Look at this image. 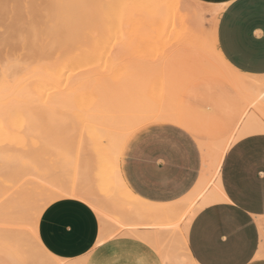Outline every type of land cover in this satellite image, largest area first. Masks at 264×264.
I'll return each mask as SVG.
<instances>
[{
  "label": "rangeland",
  "instance_id": "1",
  "mask_svg": "<svg viewBox=\"0 0 264 264\" xmlns=\"http://www.w3.org/2000/svg\"><path fill=\"white\" fill-rule=\"evenodd\" d=\"M6 1L7 2H5V0H0L1 6H4V4H5V8H6V9L4 8L3 13L0 12V15L3 16V17H0V38H1L0 39V64L3 67L4 66L6 67V70H7L6 73H8L7 77L3 78L2 74H1L3 67L0 65L2 68V69L0 68V70H1L0 71V77H1L0 80L3 79L0 81V109H1L0 113L2 112L0 114L1 115L0 116V118H1L0 122H2L3 119L5 121V122L3 121L2 123H0V151L4 149V151L6 150V151L12 153L13 155H15L16 157H18V159H19L18 163H17L18 166H17V169L15 168V171L16 170L21 171L22 169H24V167H27L29 165H34V166H37V168L39 167L38 169L44 168V169L48 170L51 175L60 174V176H64L65 178H71L72 177L71 170L67 169L66 171H64V170L60 171V167H58V163L56 160V158H57L56 154L58 151H60V149H62V147L64 145H67L66 147L69 146V148H68L69 153L71 155H73L72 153H75V152H72L73 148L71 147L72 146L71 144L73 142L77 143L78 139L82 140L81 139V137H82L83 142L81 141V143L86 145V146H83L84 149L86 148V151L83 149L84 151L82 150L83 152L82 151H80V152L82 154H84V152H85L86 155L84 154V156H87L88 155L87 152L88 153L90 152L92 154V156L94 157V159L90 160L88 158V156L84 157V158L82 157L83 156L82 154H80V156H79V159H80L79 161L82 160L80 162V164L84 163V164L88 165V173H89V171L91 173V174L89 173L91 184L93 183L94 187L99 189L100 186L102 187V185L99 186L101 178H103L105 176L108 179H112L113 178L112 177V175H113L112 170L114 168V164H113L114 162H112V161H114V159H113L114 156H113V153L111 150L112 148L110 149L111 145L109 144V141H108V135L106 132H103L104 137L102 140L104 142L102 141V143H101V142L97 141L98 142L97 143L95 141L96 142L95 143L92 140L91 134H90L92 132V131H90V128L95 126L94 124H96L93 119L96 118L95 121L98 120V118H97L98 116H96V113L94 114V112H97L96 109L99 108L100 104H101V102H99L100 101L99 100L100 99L99 94L95 93L97 90H94V89H98V88H95V86L102 87V85L105 83H106L105 85H107L108 88H116V87H120L122 85L120 88V92L118 90V92L120 94V97H119L120 101L123 99L121 96L124 97L126 94H127V96H129L128 93H125V94L123 93L124 86H126L125 88H127L129 85H132V86H129L128 88L131 90L133 88L134 92H137L139 90V87L141 86V88H145L144 92L142 93L143 95H140L141 98H142V96L144 98L147 95L148 97L144 98V100L146 99L147 101H149V103H151L153 105H158V103L162 101L164 103V105H169V106L172 105L174 110H176L178 112H183V111H185L186 108L189 107V105H186V104L193 102V104H195V105H192V107L200 110L199 113L201 116H206V117L210 118L215 114V112L212 111V103L210 104V102H211V100L216 99L217 92L221 89H224V87H227V84L224 81H222L218 78H215V77L198 78V77L202 76V75H200V76H197V77L189 80L188 82H186L185 77L187 76V74H190V72H192L189 69V67L187 68V66L191 65V62L193 63L194 59L197 58L195 60L196 62H194L195 65L193 63L194 67L196 65H198L196 63L199 62V60H202L201 62L203 63L204 58H202V57L207 58L206 55L208 56L206 61H208V59H210L209 61L213 62L211 60L212 51L209 49L210 47L208 48L207 46L211 45L212 46L211 48L214 51L213 45L210 44L211 42L213 43L212 36H211L212 35L211 34L212 33V25L215 21V18L217 20V17H218L220 10H218V11L216 10V14L214 12L215 10H208V12L201 18L200 22L197 23V25L193 26L192 25V18L194 17L195 12H194V10L186 11V9L184 7L185 0H176V1L175 0H169V2H166L168 0H163V1L162 0H153V2H152V0H150V1L149 0L148 1H146V0H137V1L136 0H130V2L134 1V2H132V4L129 2V0H124L123 2H121L122 0H117V1H119V3L116 2V0L115 1L110 0L112 2L111 3L107 2L108 5H106L104 0H101L100 4H99V2H98V4H96L95 1H93V0L91 2L86 0V5H85V1H83V0L82 1L80 0L81 2L79 0H71V2H69L68 0H62V1L61 0H54V2H53V0H48L49 1V2L47 1L48 4H46V0L44 2L40 1V0H37V1L34 0L35 1L34 2L33 0H31L32 1V2L30 1L31 4H30V2H29V4L27 3L28 0H22V1L16 0L17 2L14 0H6ZM11 1H14V2H11ZM64 1L67 4L69 2L70 8L67 9V7H69V6H66L67 4L65 5ZM98 1H100V0H98ZM36 2H38L37 3L38 5L36 4ZM142 2L145 5V7H143L144 5L142 4ZM60 3L62 4L61 6H60ZM115 3H116V5L117 4L118 5L120 4V6L122 5L121 6L122 10H120V8H119L120 6L117 7V8H119V9H117V12L119 13L118 10H120V14L122 13L121 15L118 13L114 14V15L112 14L113 17H115V15H117L115 18H119L116 21V23L118 21L120 22V24H119L120 28H118V29H120L119 31H116L117 28H115V30H114V27H117L118 25L115 22H113L114 24H116V26L115 25L112 26V24H113L111 22L112 18L109 19V17H106V15H107L106 11H108L109 8H111L113 5L116 6ZM170 3H172L173 6ZM11 4H12V6L13 5L15 6V4H17V8H15L16 6L12 7ZM18 4H19V6H18ZM45 4L48 6L47 7L48 9L46 8L47 11L49 10V5H50L51 6L50 9L51 10L53 9L55 16H58L57 17L58 19L62 18L61 20L60 19L59 20L54 19V17L52 18L53 19L52 22H55V25H53L52 29L57 30V32L60 33L59 35H61V33L63 31H64L63 32L64 34H67L65 32L68 31V34H69V36L67 35L68 37L63 35V34L62 35L66 37V38L64 37V39H66L65 42H66V44H68L66 47L67 48L66 51L70 50L71 67H73L74 64L76 67V68L73 67L74 68L73 72H70L71 70L68 71V73H69L68 75H70V76H68L67 73H63V72H67V69L69 70L68 67H66L67 69L64 68L62 70L57 69V67H56L55 68L56 71L54 70L55 72L51 70L54 68H49L51 70L50 72L48 70H45V68H42V67H41L42 70H39L40 66H38V61H40L39 63L41 64L45 58H46L45 60H48L47 59L48 56L47 57L44 56V58L41 57L42 59H40V57L39 58H37V57L33 58V56H35V54L36 55L38 54L37 56H40L41 51H42V55L44 54L43 53L44 45L42 47V44H41L43 39H44L43 43L45 44L48 42V40L51 39L50 37H53L55 35L54 34L55 32L53 31L54 33H53V35H49L50 37L48 36V38H47L45 35L43 36V31H44L45 26L48 27V25L50 26V25L54 24L51 21L48 22V24H46L47 18L46 17L44 18L45 15L42 14L43 18H41L42 17L41 14L38 15V13H40L39 11H41L42 13L45 12V10H46V9L44 10ZM93 4L100 5V9H99V6L97 8V6L93 5ZM27 5H29V9H28ZM1 6H0V10L3 8V7L1 8ZM39 6H41L40 8H42L44 12L42 11V9L38 8ZM86 6H88L87 8L90 9V11L88 9H86ZM163 6H166V8L168 10L166 9V11L164 12L165 7H163ZM168 6L170 8H168ZM35 7L37 8L36 10L34 9ZM146 7L149 8V10ZM161 7H163L164 9ZM14 8L16 11H13ZM20 8H22V9H20ZM145 8H146L147 13L144 11ZM104 9H106V10H104ZM6 10L7 11L9 10V11L6 12ZM28 10H29V12H28ZM67 10L68 11L70 10V12H68ZM93 10H95V11H93ZM113 10H115V9L113 8ZM141 10L144 11L145 14ZM175 10H177V11H175ZM10 11H12V12H10ZM19 11L21 12V14H19L20 13ZM109 11H111V10H109ZM148 11H150V12H148ZM103 12H106V13H104L103 16L100 17V14ZM113 12L115 13V11H111L110 13H113ZM174 12L177 13V15ZM178 13H179V15H178ZM213 13L215 14V16ZM14 14L15 15L19 14L18 18H16L17 16H14ZM29 14H31L32 16H30ZM54 14H53V16H54ZM69 14H72L73 18ZM93 14L99 15V17L102 18V20L104 18L105 20H103V21H105V22H102V20L98 16H95V17H96V19H98V18L99 19L95 20L93 18V16H94ZM142 14H144V16ZM33 15L37 19H34ZM62 15L67 16L66 22H68L69 27H68L67 23L64 21L65 17H63ZM180 15H181V17H180ZM191 15H192V17H190ZM38 16H41V17L38 18ZM108 16H111V14H109ZM8 17H10V18H8ZM29 17H32V18H29ZM176 17H178V18H176ZM182 17H183V20H182ZM23 18H25V21ZM188 18H189V20H188ZM32 19L37 20V22H38V19H43L45 21L42 20V22H41V20H39L40 23L38 25V23H36V21H34V22L30 21ZM48 19H50V17ZM93 19H94V24L98 21L95 25H97L98 23H100V24L102 23L101 26L99 24L97 26L98 27L97 30H99V31L90 29V26L92 27V25H94L93 22H91ZM209 19L211 22H209ZM22 20L26 24L24 22H22ZM108 20L110 21V23ZM20 21H21V26H20V24H18V23H20ZM59 21H61V25H63V28H65L63 30V28H61V25H59L60 29H61V30L60 29L59 30L62 32H59L58 29H55V28H57L56 25L58 26ZM62 21H64V23H62ZM87 21L90 24L87 23ZM3 22H4V24H2ZM29 22H33L36 24L35 25L33 24V26L31 25L30 26L31 28H30L29 26H27V24L30 25ZM44 22L46 25L44 24ZM70 22L72 24H70ZM11 23H13V25ZM42 23L44 24V26ZM65 23H66V25H64ZM104 23H107V24L104 25ZM172 23H173V26L175 28L174 32L172 30L173 33L171 32V28H170V27H172ZM182 23L184 25L180 26ZM16 24H18V25H16ZM40 24H42L41 25L42 28L39 27ZM88 24H89V27H87ZM170 24H171V26H169ZM187 24H189V25L187 26ZM202 24H203V27H202ZM37 25L39 27L37 31L38 32L42 31V32H39V34L40 33L42 34L41 39H39V40H41V43H40V41L38 42L39 43L38 47L40 46L43 49L41 51L39 49H38L39 51H37V49H33V48H35L36 43L34 42L35 40L32 41L33 40L32 38L30 40L31 43L26 42V41H29V38L27 39L26 36L31 37L30 31L33 33L36 32V34H37V31L34 30L35 28L37 29ZM126 25H128V26H126ZM65 26H67V27H65ZM80 26H81V28H80ZM84 26L86 27V29ZM163 26H164V29H162ZM190 26H192V28ZM17 27L20 29H16ZM47 27L45 28L46 30H48ZM180 27H183L181 29H184V30H181ZM204 27H205V30H204ZM29 28L31 30H29ZM32 28H33V30H32ZM40 28H41V30H40ZM82 28H84V30ZM92 28L95 29V27H92ZM101 28H103V29H101ZM110 28H112L113 30L112 29L110 30ZM169 28H170V31H169ZM178 28H179V30H178ZM199 28H200V30H199ZM72 29H74L73 30L74 32L72 31ZM100 30L101 31L103 30L102 31L103 33H101ZM197 30H198V32H196ZM16 31L18 32L17 34L19 36L22 33V35L20 36L21 37L20 42H18L19 37L17 36ZM104 31H107L106 33H108L109 35L105 34V37L100 36V33L101 34L105 33ZM112 31H113V34L115 33V31H116V33L118 32L117 35L116 36L112 35ZM162 31H164V32H162ZM190 31L192 33L191 35H190ZM14 32H15V34H14ZM57 32H56V34H58ZM175 32L177 33V35H173ZM97 33H99V34H97ZM36 34L35 33L32 34L33 37L36 36ZM62 35H61V37H62ZM120 35H121V37H120ZM166 35H168V36H166ZM206 35H207V37H206ZM86 36L91 38V40L89 38L87 39ZM170 36H171V42H169ZM172 36H175V39H173L174 41L172 40V38H174ZM44 37H46V38H44ZM81 37H82V39H81ZM113 37H115V39H113ZM23 38H24V40H22ZM37 38L38 37L36 36L34 39H37ZM59 38H60V36L55 35L54 39H56V40H54V42H53L52 41L53 38H52V40L49 41L50 44L53 45V47L58 46V48L56 47L57 50L51 46L52 49H55V51L53 50V52L58 53V51L65 49L66 45H63V44H65V42H63L64 40L61 41V39H60V41H59L60 45H54V44H59V42H56L59 40ZM207 38L209 39V41ZM14 39H16V40H14ZM45 39H47L46 40L47 42L45 41ZM62 39H63V37H62ZM24 42H25V44H23ZM33 42L35 43V45H33V47H32ZM62 42H63V44H62ZM206 42L208 43L207 46H206ZM1 43H2V45H1ZM47 44H48L47 46H49V43H47ZM28 45H29V47H27ZM61 45H63V46H61ZM103 45H104V47H102ZM181 46L184 48L183 50H182ZM62 47H64V48H62ZM59 48L61 50H59ZM79 48L81 50H78ZM171 48H173V49H171ZM178 48H181V49L177 50ZM193 48L196 50H194ZM202 48H203V50H202ZM7 49H8V51H7ZM28 49L32 53L29 52ZM186 49L188 50L187 52H186ZM47 50H48V48H47ZM26 51H28V52H26ZM34 51H36L35 54H34ZM50 51H51V49L49 48V52ZM66 51H64V53H61V52H59L58 54L55 53V57H57L58 60H61L58 55H60L62 57L64 55L67 56L68 54ZM175 51H176V53H175ZM192 51L195 52L194 55H193ZM65 52H66V54H65ZM196 52H198V55L196 54ZM28 53L33 58V64L31 63L32 60H30V56H27L28 59L26 58V55H28ZM161 53L163 54V57L161 56L162 55ZM205 53H207V54L204 55ZM48 54H51V52ZM74 54H75V56H74ZM76 55H77V57H76ZM191 55L193 56L194 59L191 57ZM195 56H197V57H195ZM8 57H9V59H8ZM178 57H181V58L178 59ZM48 58H50V57H48ZM11 59H13V60H11ZM26 59L29 61L30 64H28ZM52 59H53V57H52ZM50 61H51V59H50ZM169 61L171 63H169ZM19 62H21V63H19ZM201 62L199 63V65H202ZM152 63H154V64H152ZM168 64H170V65H168ZM171 64H173L174 66H172ZM160 65H161V67H160ZM193 65H191V66H193ZM170 66H172V67H170ZM5 67H4V70H5ZM154 67H156L157 71L155 70ZM25 68H26V70H25ZM183 68L189 69V71L185 69L186 72L188 71L187 73H185V70ZM21 69H23L24 72H22L23 70L21 71ZM191 69H193V67ZM31 70L32 71L34 70L33 73L31 72ZM63 70H66V71H63ZM182 70H184V72ZM45 71H46V73H45ZM61 71H62V73L58 74V72H61ZM139 71H141V72H139ZM35 72L37 74L38 73H40V74L37 75ZM51 72H54V74L51 75L52 74ZM138 72H139V74H138ZM161 72L163 74H161ZM34 74L37 75V77H35ZM60 74H62V75H60ZM64 74L67 75V77ZM154 74H155V76H154ZM164 74H166V75H164ZM59 75L62 78L58 77ZM182 75L184 76L183 79H182V77H183ZM24 76L25 77L27 76V77L25 78ZM64 76L66 77L65 78L66 81L64 79ZM85 76H87V77H85ZM129 76L130 77L132 76V77L129 78ZM159 76H161V77H159ZM205 76H208V75H205ZM34 77L36 79H34ZM44 77H46V78L44 79ZM55 77H58L60 80L55 78ZM72 77L77 78V79L75 80ZM80 77L81 78L83 77L82 80L80 79ZM171 77H173V78H171ZM40 78L43 81H41ZM101 78H103L102 79L103 82H102ZM160 78L162 81L160 80ZM32 79L38 80V81H33ZM49 79H50V81L48 83ZM69 79H71L72 81ZM90 79H91V82H93V79L95 80L93 82V84L89 82ZM129 79L131 80V82ZM184 79H185V83H183ZM44 80L47 81V83H44ZM51 80H54L55 84ZM55 80L58 82H56ZM59 81H60V83H59ZM152 81H153V83H152ZM30 82L31 83L33 82L32 86L30 85L31 84ZM50 82H52V83H50ZM79 82H81V83H79ZM134 82H136V83H134ZM28 83H30V84H28ZM78 83H79V85H78ZM88 83L90 85H88ZM123 83H125V84H123ZM126 83H128V84H126ZM133 83H134V85H133ZM149 83H150V85H149ZM27 84H28V86H27ZM64 84H66L67 86ZM83 84H85V86H86L85 89L81 88V86H83ZM22 85H25V87ZM48 85H49V87H48ZM70 85H72L71 88H70ZM73 85H78V87L76 86L78 88V90H75V92L77 91L76 93H74L75 86H73ZM68 86H69L70 91H68V88H67ZM87 86H88V88H87ZM89 86H91V87H89ZM21 87H23V89ZM30 87L33 90V94L30 91ZM47 87H48L49 91H47ZM73 87H74V89L72 90ZM79 87L81 88V90H79L80 89ZM153 87H154V89H152ZM25 88H29V89H25ZM141 88L139 91H141ZM161 88H163V89L160 90ZM19 89L20 90L22 89V91H20ZM34 89H36L35 92H34ZM146 89H147V91H146ZM148 89H150L149 92H148ZM155 89H156V91H155ZM26 90H28L29 92H27ZM60 90L64 94L65 93H66V95L68 94L67 96H70V98L68 97L67 100H71V102L73 101L72 97H74V96H71L70 94L74 93V94L78 95L81 93L79 96H77L79 99L76 96L74 97L75 100L72 103V105L70 104L71 103L70 101H69L70 103L66 102V103L70 104L71 110L73 111V113L75 111L74 115L76 117L79 115V117H77V120H76V118H74L75 117L74 115H71L72 111H70L68 109V106H69L68 104L65 105V103L63 102L64 106H62L61 104L58 105L57 101L56 102L54 101V99H53L54 97L60 98L62 96L61 99H63L66 96L65 95L63 97V93L61 96L60 95L57 96L56 93L59 94ZM19 91H20V94H19ZM45 91L48 92V94ZM55 91H56V93L53 94V92H55ZM133 91H131V94L134 93ZM129 92H130V90H129ZM160 92L161 93L163 92V93L161 94ZM22 93H23V96H22ZM34 93H36V95L39 94V97H38V95L36 97ZM94 93L97 94V96L95 95L96 98H98L97 100L95 99ZM146 93H148V94H146ZM152 93L155 94L156 100L154 99V94H152ZM136 94H138V93H135V95ZM19 95H21V96H19ZM28 95L31 98H29ZM159 95L161 97H159ZM21 97H23L24 99L22 100ZM40 97H41V99H38ZM66 98L67 97H65L64 99L66 100ZM28 99H29V103H28ZM61 99H59L61 101V102L58 101L59 103H62V101H64ZM76 99L78 100V102H76L77 101ZM93 99H95V102ZM79 100L81 103L79 102ZM114 100H116V99H114ZM92 101L94 103H99V105L96 106L97 104H94ZM111 101H113V99ZM111 101L108 100V104H109V102L111 103ZM31 102H33V103H31ZM51 102L53 103V105L54 104L55 105L52 106ZM36 103H39L40 105L36 104ZM75 103H76V105L74 106ZM47 105H48V107H47ZM85 105H87V106H85ZM111 105H112V103L107 105V106L110 107ZM53 107L58 108V109H55ZM76 107L78 108V111H76L77 110ZM94 107H96L95 111L91 110V109H94ZM72 108H75L76 110H73ZM85 110L86 111L89 110L88 111L89 115L86 116V114H88V113H85ZM90 110L92 111L93 114L90 112ZM253 112H255L257 114V116L259 115L258 109H256L252 105V107L250 109H248V113L251 114ZM83 113H85V114H83ZM2 116H4V117H2ZM92 116L94 118L90 119L89 117H92ZM216 118H217V116H216ZM25 119H27V121ZM25 121L27 122V125H25ZM77 121L79 123L75 124V123H77ZM85 121H86V123H85ZM87 121H91V123L87 122ZM3 123H5V124H3ZM216 123H217L216 121L210 120V122L206 125V128L209 127V125L213 127V128L210 127V129L212 130L211 131L212 135L214 134L213 131H215V130H213V129H214V127H216L215 126ZM4 125L7 126L6 129H5ZM73 125H75V126H73ZM72 126H73V128H72ZM207 130H208V128H207ZM71 131L72 132L74 131L73 133L75 135L70 134V133H72ZM80 131H82V132H80ZM77 133H79V135L81 134V136H79V135L77 136ZM219 135L220 134L216 135V141H218L221 138V135L220 136ZM200 138H202L204 140H212L214 137H211V136L209 137L208 135H206L205 137H199L196 139H200ZM74 143H73V145H75ZM92 143L97 148H95L92 145L93 148L90 149L89 147ZM87 149H88V151H87ZM200 153H201V151H200ZM80 157H82V158H80ZM89 160L91 161V163ZM2 165H3V163L0 162V192H4V189L6 190V192H7V190H10V189H8V185L12 188L10 190L11 193H12V190L14 191L16 188H18V190L17 189L16 190H17V192H19L21 188L19 189L18 182H16L17 184L12 186V184H14L15 181L17 180V179H14V178H17L14 171H13L14 168H7V169H12L14 175L11 174V172H12L11 170H7V169H6L7 171L5 170V172L3 173L4 170H2V169H4V167ZM53 173H55V174H53ZM100 174L102 176H99ZM96 176L99 177V179L94 178ZM94 179H95V181L96 180H98V181H96V183H94L95 182ZM33 182H34V187H35L38 183H36V181H33ZM33 182L30 183L31 185L30 184L26 185V187H28L27 189L34 188ZM101 187H100V189H101ZM10 192L7 193V195H5V196L6 197L10 196L9 195ZM14 192L9 197L10 199L14 198L17 195L16 194L17 192H15V193ZM128 199L129 198L126 196H120L119 197L120 202H128ZM7 200H9V199H7ZM1 203H0V205H2ZM28 213H29V211H28ZM28 213L25 214L26 219L24 218L25 222L27 224L25 222L22 223L19 220L18 222H20L22 225H12L11 224L8 226V228L10 229V232H12V233L8 232V235L13 234V231H16L19 228L18 231H16V235L13 234V237H14V235L18 237V238L16 237L17 240L15 242H14L15 238H13L14 239L13 240L12 235H11V240H10V238H8L9 239L8 240V239H5L6 237L2 235L4 230L0 231V232H2V233H0V264H24L23 263L24 259L22 260L21 257L23 258V256L26 254L28 255V257L31 256L37 262H43L46 260L45 258H47V257H45V255H43L41 252H39V248L34 243V241L31 239L29 240L28 231H25L26 232L25 233L24 230H22V229H27V230L29 229L30 223H29V214ZM22 221H23V218H22ZM1 227L2 226L0 224V228ZM21 227H22V229H21ZM2 229H3V227H2ZM2 229H0V230H2ZM20 229H21V231H20ZM22 236H23V238L25 237V239L22 238L23 241L21 239H20L21 241H19V237H22ZM4 239H5V241H4ZM21 250H23V252L24 251H26V252H24V254H22Z\"/></svg>",
  "mask_w": 264,
  "mask_h": 264
},
{
  "label": "crops",
  "instance_id": "2",
  "mask_svg": "<svg viewBox=\"0 0 264 264\" xmlns=\"http://www.w3.org/2000/svg\"><path fill=\"white\" fill-rule=\"evenodd\" d=\"M199 1L217 5V11L220 10L212 25L215 51L226 53L229 63L239 67L241 73L260 75L259 70L264 69V0ZM188 4L189 1L185 0L184 7ZM204 77H215L227 84L210 102L215 112L212 117L201 116L200 110L192 107L195 104L191 102L186 104L189 107L183 112L174 110L175 119L160 120L167 122L160 124L162 129L186 128L194 144L185 136L165 131L168 144L162 145L156 152L148 149L147 162L135 159V142L123 144L119 156L121 177L135 195L149 204H170L188 195L202 174V145L212 146L222 141L240 123L243 109L236 104L237 97H240L237 90L220 76L198 78ZM210 120L217 122L213 135L210 129L213 127L209 125L208 130L206 128ZM218 134L221 138L216 141ZM173 135L175 139H172ZM206 135L214 138L196 139ZM259 136V132H256L254 138H249L247 155L235 153L229 157L226 152L221 163V190L226 184L240 202L239 206H231L223 198L209 203L195 213L187 227L184 243L180 242V246L184 247L180 249L186 250L188 253H185L195 264H245L253 248H264V179L261 178V172H264V141ZM177 141L184 145L183 151H175ZM152 159L160 167L151 164ZM146 163L151 164L154 173L150 178L144 176ZM136 230L138 236L118 234L99 241L98 214L88 203L72 197L53 200L42 211L38 221L41 243L60 258L85 257L84 264H97L99 259L111 261L112 264H126L130 250L137 247V242H142L155 252V256L140 253L136 260L150 264H186L165 260L158 248L145 238H153L155 228L138 226ZM93 244L106 245L99 257L91 256L89 249ZM170 244L164 243V248H170ZM254 257L259 260L261 253L255 252Z\"/></svg>",
  "mask_w": 264,
  "mask_h": 264
},
{
  "label": "bare ground",
  "instance_id": "3",
  "mask_svg": "<svg viewBox=\"0 0 264 264\" xmlns=\"http://www.w3.org/2000/svg\"><path fill=\"white\" fill-rule=\"evenodd\" d=\"M14 1H16V0H14ZM14 1H11V2H14ZM22 1V0H21ZM31 0H28L27 1V3L29 4V2H30ZM34 1V0H33ZM37 1V0H36ZM40 1H45V0H40ZM39 1V2H40ZM48 0H46V4H48V2H47ZM62 1V0H61ZM69 2H71V0H68ZM67 1V2H68ZM80 1V0H79ZM82 1V0H81ZM80 1V2H81ZM83 1H85V5H86V0H83ZM87 1H92V0H87ZM93 1H95V3L96 4H98V2H99V4H100V2H101V0L100 1H98V0H93ZM105 1V3H106V5H108L107 4V2H109V3H111L112 1H110V0H104ZM115 1V0H114ZM124 0H122L121 2H123ZM137 1V0H136ZM146 1H148V0H146ZM150 1V0H149ZM163 1V0H162ZM176 1V0H175ZM189 1V4L188 5H186L185 6V9H186V11H190V10H194V12H195V15H194V17L192 18V25L194 26V25H197V23H199L200 22V20H201V18L208 12V10H215L214 12H215V14H216V10H217V5L215 6V5H212V4H208V3H204V2H201V1H199V0H188ZM4 2V1H3ZM5 2H7L6 0H5ZM17 2V1H16ZM15 2V3H16ZM32 2V1H31ZM31 2H30V4H31ZM35 2V1H34ZM53 2H54V0H53ZM65 2V1H64ZM69 2H68V4L65 2V5L66 6H69V7H67V9L68 8H70V4H69ZM77 2V1H76ZM116 2H118L119 3V1H117L116 0ZM128 2V1H127ZM129 2H130V0H129ZM128 2V3H129ZM132 2H134V1H132ZM132 2H130L131 4H132ZM152 2H153V0H152ZM165 2V1H164ZM166 2H169V0L168 1H166ZM165 2V3H166ZM19 3V2H18ZM24 3V2H23ZM38 2H36V4H37ZM73 3V2H72ZM41 4V3H40ZM44 5V10L48 7L47 5ZM51 4V3H50ZM84 4V3H83ZM91 4V3H90ZM96 4H93V5H96ZM104 4V3H103ZM141 4V3H140ZM142 4H143V2H142ZM168 4V3H167ZM170 4H172V3H170ZM38 5V4H37ZM42 5V4H41ZM54 5V4H53ZM62 4L60 3V6H61ZM92 5V6H93ZM115 5H116V3H115ZM144 5V4H143ZM0 6H1V4H0ZM8 6V5H7ZM11 6H12V4H11ZM16 6V7H15ZM15 6L13 5L12 7H15V8H17V4H15ZM18 6H19V4H18ZM24 6V5H23ZM28 6V9H29V5H27ZM36 6V5H35ZM46 6V7H45ZM97 6V8H98V6H99V9H100V5H96ZM120 6V4L118 5H116V6H112L111 8H109V10H111V11H115V13L113 12V13H110L111 11H106L107 12V15H106V17H109V19H111V22L113 23V22H115L116 23V21H117V19H119V18H115L117 15H115V17H113V15L114 14H117L118 12H117V9H119L120 8V10H122L121 9V6ZM124 6V5H123ZM161 6V5H160ZM172 6H173V4H172ZM183 6V5H182ZM3 7V8H2ZM41 6H39L38 8H40ZM50 5H49V10L47 11V9L45 10V12L43 11V9L42 8H40V9H42V11L44 12V13H42L41 11H39L40 13H38V15L39 14H41V16H42V14L43 15H45L44 16V18L46 17L47 19H46V24H48V22H52L53 21V17H54V19H58L57 17L58 16H55V14H54V12H53V9L51 10L50 9ZM77 7V6H76ZM75 7V8H76ZM88 6H86V9H88L87 8ZM90 7V6H89ZM94 7V6H93ZM106 7V6H105ZM117 7H119V8H117ZM143 7H145V5L143 6ZM163 7H165V10H164V12L166 11V6H163ZM163 7H161V8H163ZM1 10H0V12H4V8H5V4H4V6H1ZM15 8L13 9V11H16L15 10ZM96 8V9H97ZM113 8L115 9V10H113ZM147 8V7H146ZM146 8H145V12L147 13V11H146ZM159 8V7H158ZM168 8H170L169 6H168ZM6 9V8H5ZM9 9V8H8ZM20 9H22V8H20ZM35 10L37 9L36 7L34 8ZM39 9V10H40ZM72 9V8H71ZM148 10H149V8H147ZM160 9V8H159ZM164 9V8H163ZM162 9V10H163ZM184 9V8H183ZM3 10V11H2ZM10 10V9H9ZM8 10V11H9ZM73 10V9H72ZM89 11H90V9H88ZM92 10V9H91ZM104 10H106V9H104ZM120 10H118L119 11V13L118 14H120ZM168 10V9H167ZM7 10H6V12H8ZM22 11V10H21ZM63 11V10H62ZM68 11V10H67ZM79 11V10H78ZM93 11H95V10H93ZM92 11V12H93ZM98 11V10H97ZM142 11V10H141ZM144 11H142L144 14H145V12ZM161 11V10H160ZM175 11H177V10H175ZM10 12H12V11H10ZM18 12V11H17ZM20 12V11H19ZM28 12H29V10H28ZM32 12V11H31ZM68 12H70V10L68 11ZM67 12V13H68ZM83 12V11H82ZM106 12H103V13H101L100 14V17H102L103 16V14L104 13H106ZM109 12V13H108ZM148 12H150V11H148ZM23 13V12H22ZM33 13V12H32ZM35 13V12H34ZM74 13V12H73ZM88 13V12H87ZM86 13V14H87ZM175 13V12H174ZM190 13V12H189ZM19 14H21V12L19 13ZM19 14L18 15H15L14 14V16H17L16 18H18V16H19ZM53 14H54V16H53ZM98 14V13H97ZM97 14H93L94 16H93V18L95 19V20H98L100 17H99V15H97ZM109 14H111V16H108ZM113 14V15H112ZM122 14V13H121ZM120 14V15H121ZM144 14H142L143 16H144ZM157 14V13H156ZM162 14V13H161ZM167 14V13H166ZM176 15H177V13H175ZM214 14V13H213ZM215 14H214V16H215ZM30 16H32L31 14H29ZM69 15H71L72 16V14H69ZM74 15V14H73ZM81 15V14H80ZM148 15V14H147ZM178 15H179V13H178ZM26 16V15H25ZM37 16V15H36ZM41 16H38V18L39 17H41ZM63 16V15H62ZM95 16H98L99 18L98 19H96V17ZM119 16V15H118ZM172 16V15H171ZM183 16V15H182ZM0 17H3V16H1L0 15ZM24 17V16H23ZM33 17H34V19H37L34 15H33ZM50 17V19H48ZM63 17H65V22L67 21L66 20V17L67 16H63ZM92 17V16H91ZM148 17V16H147ZM180 17H181V15H180ZM190 17H192V15L190 16ZM8 18H10V17H8ZM7 18V19H8ZM14 18V17H13ZM20 18V17H19ZM29 18H32V17H29ZM41 18H43V16L41 17ZM72 18H73V16H72ZM82 18V17H81ZM146 18V17H145ZM176 18H178V17H176ZM24 19V21H25V18H23ZM52 19V20H51ZM60 19V18H59ZM58 19V20H59ZM62 19V18H61ZM60 19V20H61ZM64 19V18H63ZM94 19L91 21V22H93V24H94ZM101 20H102V18H100ZM180 19V18H179ZM206 19V18H205ZM214 19V18H213ZM11 20V19H10ZM18 20V19H17ZM39 20H41V22H42V20L43 19H38V22H37V20H30V21H36V23H38V25H39ZM85 20V19H84ZM103 20H105L104 18H103ZM102 20V22H105V21H103ZM107 20V19H106ZM113 20V21H112ZM182 20H183V17H182ZM188 20H189V18H188ZM207 20V19H206ZM23 20H22V22H24ZM43 21H45V20H43ZM64 21H62V23H64ZM109 21V20H108ZM152 21V20H151ZM213 21V20H212ZM9 22V21H8ZM33 22H29L30 23V25H28L27 24V26H33V24L35 25L36 23H33ZM73 22V21H72ZM85 22V21H84ZM98 22V21H97ZM96 22V23H97ZM107 22V21H106ZM119 22V21H118ZM116 23L118 26H119V24H120V22L119 23ZM142 22V21H141ZM182 22V21H181ZM209 22H211L210 21V19H209ZM10 23V22H9ZM15 23V22H14ZM25 23V22H24ZM23 23V24H24ZM52 23H54V24H52V25H48V27L47 26H45V28L47 27V29L48 30H46L45 28H44V31H43V36L45 35L47 38H48V36L49 35H53V33L55 34V35H58V36H60V38H59V40L58 41H56V42H59L60 41V39H61V41L62 40H64L63 42H65L66 41V39H64V37L65 36H69V34H68V31H66L65 33H67V34H64L62 31H60L61 29H60V26L59 25H61V21H59L58 23V26L56 25V27L57 28H55V29H58V31L59 32H62L61 33V35L63 34V35H65V36H63L62 35V37H63V39H62V37H61V35H59L60 33H58L57 32V30H53L52 28H53V25H55V22H52ZM67 23V25H68V22H66ZM66 23L64 24V25H66ZM87 23H89L88 21H87ZM95 23V24H96ZM109 23H110V21H109ZM133 23V22H132ZM146 23V22H145ZM174 23V22H173ZM173 23H172V27H170L171 28V32H172V30H173V32H174V26H173ZM180 23V22H179ZM213 23V22H212ZM2 24H4V22L2 23ZM12 25H13V23H11ZM10 24V25H11ZM18 24H20V26H21V21H20V23H18ZM18 24H16V25H18ZM26 24V23H25ZM43 24V23H42ZM42 24H40V26L39 27H41V25ZM44 24H45V22H44ZM44 24H43V26H44ZM45 24V25H46ZM57 24V23H56ZM70 24H72L71 22H70ZM90 24V23H89ZM89 24H88V26L87 27H89ZM92 25V27H95V29L94 28H92L91 26H90V29H93V30H97L98 29V24L101 26V24L100 23H98L97 25ZM105 24H107V23H104V25ZM116 24H112V26L113 25H115L116 26ZM9 25V26H10ZM38 25H37V29L35 28L34 30H38ZM75 25V24H74ZM73 25V26H74ZM85 25V24H84ZM87 25V24H86ZM125 25V24H124ZM133 25V24H132ZM140 25V24H139ZM184 24L182 23L180 26H183ZM189 24H187V26H188ZM72 26V27H73ZM77 26V25H76ZM114 27V30H115V28H120V26L119 27ZM126 26H128V25H126ZM169 26H171V24L169 25ZM59 27V28H58ZM65 27H67V26H65ZM68 27H69V25H68ZM85 27V26H84ZM103 27V26H102ZM109 27V26H108ZM134 27V26H133ZM191 28H192V26H190ZM202 27H203V24H202ZM31 28V27H30ZM29 28V30H31ZM42 28V27H41ZM41 28H40V30H41ZM61 28H63V25H61ZM80 28H81V26H80ZM106 28V27H105ZM170 28H169V31H170ZM173 28V29H172ZM181 28H183V27H180V29ZM16 29H20V28H16ZM60 29V30H59ZM65 28H63V30H64ZM70 29V28H69ZM83 30H84V28H82ZM85 29H86V27H85ZM101 29H103V28H101ZM112 28H110V30H111ZM116 29V31H119L120 29H118L117 30ZM131 29V28H130ZM134 29V28H133ZM162 29H164V26H163V28ZM168 29V28H167ZM32 30H33V28H32ZM43 30V29H42ZM74 29H72V31H73ZM81 30V29H80ZM79 30V31H80ZM106 30V29H105ZM113 30V29H112ZM141 30V29H140ZM143 30V29H142ZM178 30H179V28H178ZM181 30H184V29H181ZM193 30V29H192ZM199 30H200V28H199ZM204 30H205V27H204ZM203 30V31H204ZM54 31V32H53ZM97 31H99V30H97ZM101 31V30H100ZM103 31V30H102ZM101 31V33H103ZM116 31H115V33L113 34V31H112V35H114V36H116L117 35V33H116ZM167 31V30H166ZM39 32H42V31H39ZM39 32L37 31V34H36V32H34L35 34H36V36L38 37L37 39H34L36 36H34L33 37V35L32 34H34L33 32H31L30 31V33H31V37L30 36H26L27 37V39L29 38V41H26V42H30L31 43V38L33 39L32 41H34L35 43H36V45H35V43L33 42L32 43V47H33V45H35V48H33V49H37V51H41V50H43L44 49V51H43V55H42V51L40 52L41 54H40V56H37L36 54H35V52L36 51H34V54H35V56H33V58L34 57H37V58H39L40 57V59H42L41 57H43L44 58V56H48V57H50V58H48L47 57V59L48 60H45L44 59V61H42V63L40 64L39 62L40 61H38V66H40L39 68V70H42L41 69V67L42 68H45V70H48L49 72L52 70V71H54L55 70V68L57 67V69H60V70H62V69H67L66 67H68L69 68V70L67 69V72H63V73H67V75L69 74L68 73V71H70V72H73L74 71V68L73 67H75V64H74V66L73 67H71V63H70V60H71V56H70V50H68V51H66V47H67V45L68 44H66V42H65V44H63V42H62V44L63 45H66L65 46V49H60L59 48V50H61V51H58V53L59 52H61V53H64V51H66L67 52V54L69 55H67V56H60V55H58L59 57H60V59L61 60H58L57 59V57H55V53H57V52H53V50L55 51V49H56V47L58 48V46H54L53 47V45L52 44H50V42L49 41H51L52 40V38H53V42H54V40H56V39H54V36L53 37H50L49 39L50 40H48V42L46 41L47 39H45V41L47 42V43H49V46H47L48 44L47 43H43V41H44V39H43V41H42V43H41V40H39V39H41V37H42V34L40 33L39 34ZM56 32L58 33V34H56ZM74 32V31H73ZM83 32V31H82ZM105 33L104 34H101L100 32V36H104L105 37V34H108V33H106L107 31H104ZM141 32V31H140ZM162 32H164V31H162ZM172 32V33H173ZM196 32H198V30L196 31ZM18 32L16 31V34H17ZM20 33V32H19ZM29 33V34H30ZM85 33V32H84ZM83 33V34H84ZM94 33V32H93ZM92 33V34H93ZM99 33H97V34H99ZM176 33V32H175ZM173 34V35H177V33L176 34ZM189 33V32H188ZM14 34H15V32H14ZM73 34V33H72ZM90 34V33H89ZM88 34V35H89ZM95 34V33H94ZM140 34V33H139ZM167 34V33H166ZM192 33H191V31H190V35H191ZM209 34V33H208ZM212 34V33H211ZM210 34V35H211ZM21 35H22V33H21ZM20 35V36H21ZM28 35V34H27ZM41 35V36H40ZM109 35V34H108ZM195 35V34H194ZM17 36L19 37V41L18 42H20L21 40H20V36L17 34ZM67 36V37H68ZM83 36V35H82ZM124 36V35H123ZM132 36V35H131ZM165 36V35H164ZM166 36H168V35H166ZM212 36V35H211ZM16 37V36H15ZM46 37H44V38H46ZM57 37V36H56ZM87 37V36H86ZM85 37V38H86ZM92 37V36H91ZM120 37H121V35H120ZM125 37V36H124ZM172 37H174V38H172V40L173 39H175V36H172ZM193 37V36H192ZM206 37H207V35H206ZM58 38V37H57ZM66 38V37H65ZM89 37H87V39H88ZM94 38V37H93ZM164 38V37H163ZM168 38V37H167ZM1 39V38H0ZM26 39V38H25ZM81 39H82V37H81ZM90 40H91V38H89ZM113 39H115V37H113ZM208 39V38H207ZM14 40H16V39H14ZM18 40V39H17ZM22 40H24V38L22 39ZM38 40V41H37ZM70 40V39H69ZM106 40V39H105ZM168 40V39H167ZM189 40V39H188ZM211 40V39H210ZM40 41V43L42 44V47H43V45H44V48L42 49L40 46L38 47V42ZM174 41V40H173ZM208 41H209V39H208ZM7 42V41H6ZM9 42V41H8ZM169 42H171V36H170V38H169ZM211 42V41H210ZM209 42V43H210ZM68 43V42H67ZM79 43V42H78ZM12 44V43H11ZM17 44V43H16ZM23 44H25V42L23 43ZM27 44V43H26ZM40 44V45H41ZM168 44V43H167ZM207 42H206V46H207ZM210 44H212L213 45V43L211 42ZM1 45H2V43H1ZM54 45H60V42H59V44H54ZM63 45H61V46H63ZM26 46V45H25ZM51 46L53 47V48H55V49H52L51 48ZM60 46V47H61ZM84 46V45H83ZM107 46V45H106ZM27 47H29V45L27 46ZM38 47V48H37ZM46 47V48H45ZM76 47V46H75ZM86 47V46H85ZM102 47H104V45L102 46ZM182 47V46H181ZM211 51H212V53H217L216 51H215V48H214V45H213V49H214V51L212 50V46L210 45V46H207ZM47 48H48V50H47ZM49 48L51 49V54H48V53H50L49 52ZM62 48H64V47H62ZM106 48V47H105ZM174 48V47H173ZM173 48H171V49H173ZM23 49V48H22ZM32 49V48H31ZM39 49V50H38ZM75 49V48H74ZM179 49H181V48H178L177 50H179ZM184 48L182 47V50H183ZM192 49V48H191ZM194 49V48H193ZM26 50V49H25ZM29 50V49H28ZM48 52H47V51ZM57 50V49H56ZM64 50V51H63ZM78 50H81L80 48L78 49ZM103 50V49H102ZM165 50V49H164ZM194 50H196V49H194ZM202 50H203V48H202ZM7 51H8V49H7ZM167 51V50H166ZM169 51V50H168ZM188 50L186 49V52H187ZM191 51V50H190ZM189 51V52H190ZM26 52H28V51H26ZM29 52H31L30 50H29ZM53 52V53H52ZM66 52H65V54H66ZM82 52V51H81ZM102 52V51H101ZM161 52V51H160ZM170 52V51H169ZM168 52V53H169ZM188 52V53H189ZM193 52V55H194V51H192ZM202 52V51H201ZM205 52V51H204ZM18 53V52H17ZM24 53V52H23ZM22 53V54H23ZM32 53V52H31ZM57 53V54H58ZM163 53V52H162ZM161 53V54H162ZM175 53H176V51H175ZM179 53V52H178ZM84 54V53H83ZM181 54V53H180ZM184 54V53H183ZM196 54L198 55V52H196ZM200 54V53H199ZM207 53H205L204 55H206ZM13 55V54H12ZM25 55V54H24ZM51 55V56H50ZM172 55V54H171ZM201 55V54H200ZM199 55V56H200ZM203 55V56H204ZM19 56V55H18ZM27 56H30L29 55V53H28V55H26V58H27ZM74 56H75V54H74ZM162 57H163V54L161 55ZM190 56V55H189ZM15 57V56H14ZM25 57V56H24ZM23 57V58H24ZM52 57H53V59H52ZM76 57H77V55H76ZM94 57V56H93ZM165 57V56H164ZM183 57V56H182ZM191 57L193 58V56L191 55ZM190 57V58H191ZM195 57H197V56H195ZM206 57L208 58V56L206 55ZM32 57L30 56V60H32V64H33V58L31 59ZM96 58V57H95ZM179 58H181V57H178V59ZM201 58V57H200ZM202 58H204V61H203V63L201 62L202 60H199V62H197L196 64H198V65H196L195 67H194V65H195V63L194 62H196L195 60L197 59H194V61H193V63H194V65H193V63L191 62V65H193V66H191V65H189V66H187V68L189 67V69L192 71V72H190V74H187V76L185 77V79H186V82H188L189 80H191V79H193V78H195V77H197V76H200V75H202V76H205V75H217V76H220V77H222V78H224V79H226L236 90H237V92L239 93V95L240 96H243L244 98H245V100H246V102L248 103V104H251V105H253L256 109H258V111H259V105H260V102H261V97L262 96H264V91H262V85L260 84V82H259V80L257 79V80H255V81H252V80H245V79H242L241 77H239V76H237V75H233L232 73H230L226 68H221V67H219V66H217L215 63H213V62H210L209 60L210 59H208V61H206V59L207 58H205V57H202ZM8 59H9V57H8ZM20 59V58H19ZM28 59V58H27ZM26 59V60H27ZM50 59H51V61H50ZM163 59V58H162ZM183 59V58H182ZM189 59V58H188ZM11 60H13V59H11ZM82 60V59H81ZM80 60V61H81ZM161 60V59H160ZM168 60V59H167ZM186 60V59H185ZM10 61V60H9ZM23 61V60H22ZM25 61V60H24ZM166 61V60H165ZM180 61V60H179ZM27 62H28V64H30L29 63V61L27 60ZM35 62V61H34ZM72 62V61H71ZM77 62V61H76ZM82 62V61H81ZM143 62V61H142ZM146 62V61H145ZM202 63V65H199V63ZM19 63H21V62H19ZM148 63V62H147ZM166 63V62H165ZM169 63H171L170 61H169ZM17 64V63H16ZM15 64V65H16ZM35 64V63H34ZM94 64V63H93ZM152 64H154V63H152ZM160 64V63H159ZM158 64V65H159ZM181 64V63H180ZM1 65V64H0ZM4 65V64H3ZM23 65V64H22ZM27 65V64H26ZM37 65V64H36ZM145 65V64H144ZM162 65V64H161ZM161 65H160V67H161ZM166 65V64H165ZM168 65H170V64H168ZM172 66H174L173 64H171ZM2 66V65H1ZM1 66H0V68H1ZM11 66V65H10ZM17 66V65H16ZM31 66V65H30ZM88 66V65H87ZM86 66V67H87ZM90 66V65H89ZM149 66V65H148ZM163 66V65H162ZM172 66H170V67H172ZM191 66V67H190ZM3 67V66H2ZM5 67V66H4ZM4 67H3V69H2V72H1V74H2V76H3V78H5V77H7V75H8V73H6L7 72V70H6V67H5V70H4ZM8 67V66H7ZM20 67V66H19ZM23 67V66H22ZM26 67V66H25ZM143 67V66H142ZM145 67V66H144ZM159 67V66H158ZM193 67V69H191ZM36 68V67H35ZM49 68H54V69H49ZM76 68V67H75ZM84 68V67H83ZM155 68V70H156V67H154ZM167 68V67H166ZM15 69V68H14ZM38 69V68H37ZM36 69V70H37ZM147 69V68H146ZM145 69V70H146ZM163 69V68H162ZM184 70L186 69V68H183ZM189 69H186V70H188L189 71ZM23 69H21V71H22ZM25 70H26V68H25ZM35 70V69H34ZM33 70V71H34ZM38 70V71H39ZM153 70V69H152ZM154 70V71H155ZM167 70V69H166ZM184 70H182L183 72H184ZM186 70H185V73H187L186 72ZM1 71V70H0ZM33 71L31 70V72L33 73ZM47 71V72H48ZM56 71V70H55ZM54 71V72H55ZM59 71V70H58ZM63 71H66V70H63ZM157 71V70H156ZM159 71V70H158ZM181 71V72H182ZM22 72H24V70L22 71ZM54 72H51L50 74L51 75H53L54 74ZM139 72H141V71H139ZM139 72H138V74H139ZM171 72V71H170ZM36 73V72H35ZM45 73H46V71H45ZM59 73H62V71L61 72H58V74ZM150 73V72H149ZM28 74V73H27ZM26 74V75H27ZM37 74V73H36ZM38 74H40V73H38ZM37 74V75H38ZM57 74V75H58ZM161 74H163L162 72H161ZM160 74V75H161ZM171 74V73H170ZM243 74V76H255V77H259V75H251V74H244V73H242ZM31 75V74H30ZM37 75H35L34 74V76L35 77H37ZM48 75V74H47ZM50 75V76H51ZM60 75H62V74H60ZM60 75L58 76V77H60ZM65 75V74H64ZM67 75H65L66 77H67ZM72 75V74H71ZM164 75H166V74H164ZM181 75V74H180ZM41 76V75H40ZM49 76V77H50ZM64 76V79L66 78ZM68 76H70V75H68ZM89 76V75H88ZM133 76V75H132ZM131 76V77H132ZM135 76V75H134ZM142 76V75H141ZM140 76V77H141ZM148 76V75H147ZM154 76H155V74H154ZM183 76V75H182ZM25 77V76H24ZM27 77V76H26ZM25 77V78H26ZM34 77V79H36ZM52 77V76H51ZM58 77H55V78H57V79H59ZM85 77H87V76H85ZM130 76H129V78H131ZM139 77V76H138ZM159 77H161V76H159ZM164 77V76H163ZM167 77V76H166ZM1 78V77H0ZM46 77H44V79H45ZM60 78H62V77H60ZM72 78H74V77H72ZM79 78V77H78ZM83 78V77H82ZM82 78L80 77V79L82 80ZM90 78V77H89ZM171 78H173V77H171ZM184 78V76L182 77V79ZM41 79V78H40ZM48 79V78H47ZM46 79V80H47ZM56 79V80H57ZM75 80L77 79V78H74ZM103 78H101V80H102ZM143 79V78H142ZM185 79L183 80L184 82L183 83H185ZM1 80H3V79H1ZM0 80V81H1ZM33 80V79H32ZM55 80V81H56ZM60 80V79H59ZM69 80H71V79H69ZM79 80V79H78ZM128 80V79H127ZM130 80V79H129ZM146 80V79H145ZM153 80V79H152ZM159 80V79H158ZM160 80H161V78H160ZM33 81H38V80H33ZM41 81H43L42 79H41ZM49 81H50V79L48 80V83H49ZM51 81H53V83H54V80H51ZM63 81V80H62ZM61 81V82H62ZM65 81H66V79H65ZM68 81V80H67ZM72 81V80H71ZM74 81V80H73ZM95 80L93 79V82H94ZM140 81V80H139ZM162 81V80H161ZM160 81V82H161ZM28 82V81H27ZM56 82H58V81H56ZM90 83H92L93 84V82H91V79H90V81H89ZM102 82H103V80H102ZM101 82V83H102ZM130 82H131V80H130ZM151 82V81H150ZM156 82V81H155ZM31 83V82H30ZM30 83H28V84H30ZM44 83H47V81H45L44 80ZM50 83H52V82H50ZM59 83H60V81H59ZM77 83V82H76ZM79 83H81V82H79ZM79 83H78V85H79ZM105 83V82H104ZM134 83H136V82H134ZM134 83H133V85H134ZM152 83H153V81H152ZM28 84H27V86H28ZM32 84H33V82L30 84L31 86H32ZM55 84V83H54ZM58 84V83H57ZM106 84V83H105ZM105 84H103L102 85V87H97V86H95V88H100L99 90L98 89H94V90H97L95 93H97V94H99V102H101V104H100V107L99 108H97L96 109V111L97 112H94L95 111V108L96 107H94V109H91V110H94L93 112H94V114L96 113V116H98L97 118H98V120L97 121H95L96 120V118H94L93 116L92 117H89L90 119H92V118H94L93 120H94V122L96 123V124H94L95 126H93V127H91L90 128V131H92L90 134H91V138H92V140L95 142H97V141H99V142H101L102 143V139H103V132H106L107 133V135H108V141H109V144L111 145V147H110V149L112 150V153H113V156H114V161H112V162H114L113 164H114V168H113V170H112V179H108V178H106L105 176L103 177V178H101V181H100V183H99V186L100 185H102V187H101V189H100V187H99V189H97L96 187H94V185H93V183L91 184V181H90V176H89V173H90V171H89V173H88V165L87 164H84V163H82V164H80V162L82 161H79L80 159H79V156H80V154H82L80 151H82L83 149H84V147L83 146H86L85 144H83V143H81V141L82 140H80V139H78V141H77V143L75 142H73L75 145H73V143L71 144L72 146V152H75V153H72L73 155H71L70 153H69V150H68V148H69V146L68 147H66L67 145H64L63 147H62V149H60V151H58L57 152V158H56V160H57V163H58V167H60V171L61 170H64V171H66L67 169L68 170H71V172H72V177L71 178H65L64 176H60V174H58V175H51L50 173H49V171L48 170H46V169H38L37 168V166H34V165H29V166H27V167H24V169H22L21 171H19V170H16L15 171V168L17 169V166H18V157H16L15 155H13L12 153H10V152H8V151H4V149L3 150H1L0 151V162H2L3 163V167H4V169H2V170H4L3 171V173L5 172V170L7 169V168H14L13 169V171H14V173H15V175H16V177L18 178V177H20V175H21V173H23V172H30L31 174H33L34 175V180L33 181H36V183H38L35 187H34V182L32 181V180H30V181H28L27 182V184H30V183H32L33 182V187L34 188H31V189H35V195L37 196V197H42V199H41V203H43V200H47L48 202L46 203V204H44V207H43V209L41 210V213H42V211L45 209V207L49 204V203H51L53 200H56V199H58V198H63V197H72V198H75V194L74 193H72V192H65V191H63V186H64V184H65V182H67V183H69V184H76V185H78V186H84V185H87L88 186V194L91 196V198L89 199V201H88V205H90L93 209H94V211L98 214V217H99V220H100V234H99V241H101V240H103L104 238H107V237H112V236H114V235H118V234H121V235H135V236H138L139 235V233H138V231L136 230L137 228H138V226H152L153 228H155V235H154V237L153 238H149V237H147V236H145V238L148 240V241H150V242H152V244H154L157 248H158V251H160V253L162 254V257L165 259V260H175V261H179V262H182V263H186V264H195L194 263V261L192 260V258L189 256V254L187 255V251L185 250V251H182V248L180 249V247H182V246H180V242H182V243H184V237L186 236L185 235V232H186V230H187V227L189 226V224H190V222H191V220H192V218H193V216L195 215V213L198 211V210H200L202 207H204L205 205H207V204H209V203H212V202H214V201H217V200H219V199H222L219 195H218V193L220 192V191H222L221 190V187H220V176H219V173H220V167H221V163H222V160H223V157H224V155H225V153H226V149H228V147H229V145H228V141L229 140H232V138H233V136H235L236 137V139H238V138H240L241 136H243L244 135V130H245V127H246V122L248 121V120H250V119H252V118H254V117H257L258 118V116H257V114L255 113V112H253V113H248V110L247 111H245L244 110V108L242 107V116H241V119H240V123H239V129L237 128L232 134H230V136H228L227 138H225V139H223L222 141H220V142H217V143H215L214 145H212V146H207V145H202V151H203V154H204V159L205 158H207V163L205 164L204 163V166H203V170H202V174H201V177H200V179H199V181H198V183H197V185L194 187V189L188 194V195H186L184 198H182L181 200H179V201H177V202H174V203H170V204H149V203H147V202H145V201H143L142 199H140L137 195H135L128 187H127V185L125 184V182L123 181V179H122V177H121V174H120V170H119V156H120V153H121V150H122V146H123V144H124V142H122L121 141V139H120V129H121V127L123 126V124L125 123V122H127V120L130 118V117H138V118H141V119H145V120H147V119H151V120H172V119H175V113H174V108H173V106L171 105V106H169V105H164V103L161 101V102H159L158 103V105H153V104H151V103H149V101H147L146 99L144 100V98H146V97H148L147 95L143 98V96H142V98H141V96L140 95H143L142 93L144 92V89L145 88H141V86L139 87V90H140V88H141V91H137V92H134L133 91V88H132V90L131 89H129L128 87L129 86H132V85H129L127 88H125L126 86H124V91H123V93L125 94V93H128L129 94V96H127V94L123 97V96H121L123 99L120 101V94H119V92H120V88H121V86L120 87H116V88H108L107 87V85H105ZM123 84H125V83H123ZM126 84H128V83H126ZM132 84V83H131ZM26 85V84H25ZM25 85H22V86H24L25 87ZM29 85V86H30ZM64 85H66V84H64ZM78 85H73V86H75V89H74V87L72 88V90L74 89V93H76L75 92V90H78ZM88 85H90L89 83H88ZM98 85V84H97ZM148 85V84H147ZM149 85H150V83H149ZM148 85V86H149ZM34 86V85H33ZM45 86V85H44ZM56 86V85H55ZM58 86V85H57ZM67 86V85H66ZM71 86L72 85H70V88H71ZM77 86V87H76ZM109 86V85H108ZM145 86V85H144ZM154 86V85H153ZM48 87H49V85H48ZM48 87H47V91H49L48 90ZM51 87V86H50ZM85 84H83V86H81V88L82 89H85ZM89 87H91V86H89ZM107 87V88H106ZM152 87V86H151ZM155 87V86H154ZM154 87L152 88V89H154ZM163 87V86H162ZM22 89H23V87H21ZM35 88V87H34ZM55 88V87H54ZM59 88V87H58ZM68 88V91H70L69 90V86L67 87ZM80 88V87H79ZM81 88L79 89V90H81ZM87 88H88V86H87ZM149 88V87H148ZM9 89V88H8ZM22 89L20 90V91H22ZM25 89H29V88H25ZM37 89V88H36ZM36 89H34V92H35V90ZM42 89V88H41ZM163 88H161L160 90H162ZM10 90V89H9ZM53 90V89H52ZM56 90V89H55ZM90 90V89H89ZM118 90H119V92H118ZM129 90H130V92H129ZM20 91H19V94H20ZM27 92H29L28 90H26ZM30 91L32 92V94H33V90H32V88L30 87ZM44 91V90H43ZM131 91H133L134 93H132L131 94ZM136 91V90H135ZM146 91H147V89H146ZM150 91V89H148V92ZM155 91H156V89H155ZM12 92V91H11ZM25 92V91H24ZM26 92V93H27ZM39 92V91H38ZM46 92V91H45ZM51 92V91H50ZM84 92V91H83ZM94 92V91H93ZM99 92V93H98ZM25 93V94H26ZM41 93V92H40ZM47 94H48V92H46ZM54 93H56V91L55 92H53V94ZM62 93L63 92H61V90H60V92H59V94L58 93H56V95L58 96V95H62ZM70 94L71 96H79L80 94ZM94 93V96L96 95L97 96V94H95ZM135 93H138V94H136L135 95ZM161 93V92H160ZM163 93V92H162ZM161 93V94H162ZM28 94V93H27ZM35 94V96L37 97V95H38V97H39V94H37L36 95V93H34ZM50 94V93H49ZM83 94V93H82ZM88 94V93H87ZM90 94V93H89ZM92 94V93H91ZM123 94V95H124ZM135 96H134V95ZM146 94H148V93H146ZM152 94H154V93H152ZM30 95V94H29ZM28 95V96H29ZM44 95V94H43ZM66 95V93L64 94L63 93V97ZM68 95V94H67ZM65 96V97H67L66 98V100L63 98V99H61L62 98V96L60 97V98H53L54 99V101L56 102L57 101V104L59 105V104H61L62 106H64L63 105V102L65 103V105H69L68 106V109L70 110V111H72L71 110V106H70V104L72 105V103L74 102V97H72L73 99V101L71 102V100H67L68 99V97L70 98V96ZM133 95V96H132ZM158 95V94H157ZM19 96H21V95H19ZM22 96H23V93H22ZM25 96V95H24ZM32 96V95H31ZM41 96V95H40ZM83 96V95H82ZM96 96H95V99L97 100L98 98H96ZM139 96V97H138ZM27 97V96H26ZM35 97V98H36ZM42 97V96H41ZM41 97L40 98H38V99H41ZM45 97V96H44ZM159 97H161L160 95H159ZM22 98V100L24 99L23 97H21ZM29 98H31L30 96H29ZM78 98V97H77ZM93 98V97H92ZM47 99V98H46ZM59 99H61V100H64V101H62V103H59L58 101H60ZM79 99V98H78ZM95 99H93L94 100V102H95ZM113 99V101H111ZM114 99H116V100H114ZM154 99H155V94H154ZM158 99V98H157ZM20 100V99H19ZM45 100V99H44ZM43 100V101H44ZM77 100V99H76ZM88 100V99H87ZM108 100H110L111 101V103H112V105L109 107V106H107V105H109V104H111L110 102H109V104H108ZM128 100V101H127ZM156 100V99H155ZM48 101V100H47ZM71 103H70V102ZM85 101V100H84ZM152 101V100H151ZM159 101V100H158ZM34 102V101H33ZM33 102H31V103H33ZM37 102V101H36ZM61 102V101H60ZM66 102H69V103H66ZM76 102H78V100L76 101ZM79 102H80V100H79ZM93 102V101H92ZM93 102V103H94ZM117 102V103H116ZM171 102V101H170ZM28 103H29V99H28ZM41 103V102H40ZM43 103V102H42ZM52 103V102H51ZM81 103V102H80ZM79 103V104H80ZM83 103V102H82ZM153 103V102H152ZM155 103V102H154ZM35 104V103H34ZM36 104H39V103H36ZM47 104V103H46ZM94 104H97L96 106H98L99 105V103H94ZM40 105V104H39ZM51 105V104H50ZM55 105V104H54ZM53 105V103H52V106H54ZM60 105V106H61ZM76 105V103L74 104V106ZM85 106H87V105H85ZM93 106V105H92ZM91 106V107H92ZM47 107H48V105H47ZM73 107V106H72ZM84 107V106H83ZM53 108H55V107H53ZM77 108V107H76ZM88 108V107H87ZM112 110H111V109ZM42 109V108H41ZM55 109H58V108H55ZM73 110H76L75 108H72ZM1 110V109H0ZM81 110V109H80ZM90 110V112L92 113V111ZM48 111V110H47ZM76 111H78V108H77V110ZM89 111V110H88ZM88 111H86L85 110V113H88ZM80 112V111H79ZM2 113V112H1ZM0 113V114H1ZM73 113V111L71 112V115H74L75 114V111H74V113ZM85 113H83V114H85ZM93 114V113H92ZM3 115V114H2ZM77 115V114H76ZM87 115H89V113L88 114H86V116ZM1 116V115H0ZM75 116V115H74ZM95 116V117H96ZM2 117H4V116H2ZM77 117H79V115L77 116ZM77 117L75 116L74 118H76V120H77ZM86 118V117H85ZM1 119V118H0ZM81 119V118H80ZM84 119V118H83ZM87 119V118H86ZM26 121H27V119H25ZM3 121H4V119H3ZM2 121V122H3ZM10 121V120H9ZM25 121V125H27V122ZM2 122H0V123H2ZM5 122V121H4ZM87 122H90L91 123V121H87ZM79 122L77 121V123H75V124H78ZM85 123H86V121H85ZM3 124H5V123H3ZM83 124V123H82ZM5 126V125H4ZM73 126H75V125H73ZM73 126H72V128H73ZM6 127L7 126H5V129H6ZM83 127V126H82ZM86 127V126H85ZM9 128V127H8ZM7 128V129H8ZM87 128V127H86ZM6 131V130H5ZM79 131V130H78ZM72 132V131H71ZM74 132V131H73ZM70 133V134H74V133ZM80 132H82V131H80ZM256 132H259V131H256ZM83 134V133H82ZM75 135V134H74ZM79 135V133H77V136ZM79 136H81V134L79 135ZM75 137V136H74ZM77 138V137H76ZM81 139H82V137H81ZM90 140V139H89ZM83 142V141H82ZM93 142V143H94ZM95 142V143H96ZM104 142V141H103ZM234 142V141H233ZM91 144L90 145V149H92L93 147H92V145L95 147V148H97L94 144ZM98 143V142H97ZM108 144V143H107ZM88 145V144H87ZM74 146V147H73ZM100 146V145H99ZM108 146V145H107ZM106 146V147H107ZM75 148V149H74ZM94 148V149H95ZM85 151H86V148L84 149ZM83 150V151H84ZM82 151V152H83ZM87 151H88V149H87ZM84 154L86 155V153L84 152ZM84 154H82L81 156L84 158V157H87V156H84ZM87 154H88V152H87ZM82 157H80V158H82ZM218 157H219V159H218ZM112 159V160H113ZM90 161V160H89ZM87 163V162H86ZM90 163H91V161H90ZM84 164V165H83ZM7 170H11L12 171V169H7ZM6 170V171H7ZM13 171L11 172V174H13ZM9 173V172H8ZM53 174H55V173H53ZM91 174V173H90ZM97 174V173H96ZM14 175V174H13ZM12 176V175H11ZM99 176H102L101 174L99 175ZM15 177V176H14ZM17 178H14V179H17ZM94 178H98L99 179V177H94ZM13 181V180H12ZM15 181V180H14ZM41 181H43V183L41 182ZM94 181H95V179H94ZM96 181H98V180H96ZM96 181L94 182V183H96ZM16 182H18V180H16L15 181V183L14 184H12V186L13 185H15V184H17ZM93 182V181H92ZM8 185V184H7ZM31 185V184H30ZM57 186H60V190H59V192H58V194H54L55 192H56V188H57ZM97 186V185H96ZM15 187V186H14ZM26 188H28V187H26ZM8 189H12L9 185H8ZM17 190H18V188H16ZM14 190L15 192H17V190ZM19 189H20V187H19ZM10 190H7V192H6V190L4 189V192H0V203L2 204V205H0V224H1V226L3 227V229H2V227L0 228V229H2V230H0V231H3V236H5L6 238L5 239H8V238H10V240H11V235H12V239L13 238H15V240H14V242L17 240L16 239V237L17 236H15L16 235V231H18V229L16 230V231H13V234H15L14 235V237H13V234H9L8 235V232H10V229L8 228V226L9 225H22L20 222H22V223H24L25 222V219H26V217H25V214L26 213H28V211H29V208H30V203H35V201H28V200H25V199H21L18 195H16L14 198H12V199H10L9 197L13 194V190H12V193L10 192ZM10 192V196H5V195H7V193H9ZM20 191H21V189H20ZM14 192V193H15ZM18 193V192H17ZM16 193V194H17ZM120 196H126V197H128L129 199H128V202H120L119 201V197ZM2 199V200H1ZM7 199H9V200H7ZM29 214V213H28ZM101 216H103V219H101ZM39 217H40V215H39ZM39 217L37 218V220H36V227L33 229L32 227H31V225L29 226V229L27 230V229H22V227H21V229L22 230H24V232L25 231H28V237H29V240L31 239V240H33L34 241V243L37 245V247L39 248V252H41L43 255H45V257H47V258H45L46 260L45 261H43V262H37V261H35V259H33L31 256H29L28 257V255L26 254V255H22L23 256V258L21 257V259L23 260V263L24 264H56V262H58V261H61V260H63V261H65V262H67V264H72V262H74V261H81L82 262V264H84L85 263V257H80V258H77V259H65V258H60V257H58V256H55L54 254H52V253H50L44 246H43V244L41 243V241H40V239H39V236H38V221H39ZM22 218H23V221H22ZM25 218V219H24ZM20 220V222H18ZM26 223V222H25ZM27 224V223H26ZM25 225V224H24ZM24 228V227H23ZM21 229H20V231H21ZM19 231V232H20ZM23 232V233H24ZM168 233V234H162V233ZM0 233H2V232H0ZM6 233V234H5ZM10 233H12V232H10ZM26 233V232H25ZM24 233V234H25ZM178 234V235H177ZM10 236V237H9ZM19 236V235H18ZM18 238V237H17ZM23 236L22 237H19V241H23V239H25V237L23 238ZM5 239H4V241H5ZM21 239V240H20ZM9 240V239H8ZM7 241V240H6ZM27 242V241H26ZM167 242H170L171 244H170V248L168 247V248H164V243H167ZM186 246V245H185ZM184 247V246H183ZM14 249V248H13ZM184 250V249H183ZM20 252V251H19ZM24 252H26V251H24ZM24 252H23V250H21V253L22 254H24ZM185 252H187V253H185ZM37 256V255H36ZM19 257V258H20ZM31 258V259H30ZM21 260V261H22Z\"/></svg>",
  "mask_w": 264,
  "mask_h": 264
},
{
  "label": "snow or ice",
  "instance_id": "4",
  "mask_svg": "<svg viewBox=\"0 0 264 264\" xmlns=\"http://www.w3.org/2000/svg\"><path fill=\"white\" fill-rule=\"evenodd\" d=\"M211 60L219 67L226 68L233 75H237L245 80H259L262 85V91H264V69L259 70V77L255 76H243L239 67H236L234 64L229 63V57L226 53H211ZM236 104L238 106H242L245 111L252 107L251 104H248L243 96L237 97ZM162 122L160 120H151V119H141L138 117H130L127 122L123 124L120 129V139L122 142L131 145L135 142L136 146V157L137 161L147 162L149 161L148 149H151L153 152L159 151V148L162 145H167L168 141L165 138V131L170 133H176L181 136H185L190 142L193 144L195 141L191 136L188 135L187 129L183 126H177L175 129H162L160 127ZM239 129V126L237 125ZM256 131H259V138L264 141V96L261 97V102L259 105V115L258 118L254 117L246 122V127L244 130V135L240 139H236L233 136L232 140L228 141V149L225 151L227 155L230 157L235 153H239L241 156L247 155L249 152V138H254ZM172 139H175V135L172 136ZM83 141V138H82ZM235 141V143H233ZM184 145L177 141L175 146V151H183ZM264 155V154H262ZM88 158L94 159L92 154L88 153ZM219 159V157H218ZM203 163H207V158L204 159ZM151 164H154L155 167H160L158 163L154 159L151 160ZM151 164L146 163V167L144 169L145 178H150L154 175L152 171ZM261 178L264 179V172H261ZM34 179V175L30 172L21 173L20 177L17 178L18 186L21 188V191L17 193V195L21 199H25L28 201H35V203H30L29 208V223L31 227L34 229L36 227V220L41 214V210L48 201L43 200L41 203L42 197H37L35 195V189H27V182ZM43 183V181H41ZM60 190V186H57L56 192L54 194H58ZM63 191L72 192L75 194V198L82 200L85 204L88 203L91 196L88 194V186H78L76 184H69L65 182L63 186ZM218 195L227 200L229 205L231 206H239V201L236 196L227 188L225 184L224 190L220 191ZM103 219V216H101ZM95 227V225H94ZM105 244H93L91 249H89L92 257H99L103 252ZM81 251H84L83 249ZM259 251L261 253V258L259 260L255 259L254 253ZM140 253H147L149 256H155V252L147 245L142 242H137V247L130 250L129 259L126 261V264H150V262L138 261L135 259L137 255ZM56 264H67V262L61 260L56 262ZM72 264H82L81 261H74ZM97 264H112L111 261H107L104 259H99ZM121 264H125V262H121ZM245 264H264V248L256 249L253 248V251L248 254V258L245 260Z\"/></svg>",
  "mask_w": 264,
  "mask_h": 264
}]
</instances>
